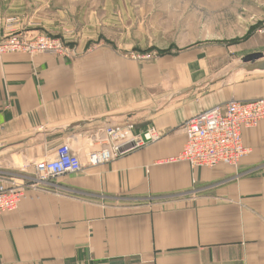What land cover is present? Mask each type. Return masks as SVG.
Here are the masks:
<instances>
[{"label": "crops", "instance_id": "crops-1", "mask_svg": "<svg viewBox=\"0 0 264 264\" xmlns=\"http://www.w3.org/2000/svg\"><path fill=\"white\" fill-rule=\"evenodd\" d=\"M10 1L0 0V18H16L13 31L59 33L78 55L0 53V173H32L63 143L91 149L108 127L132 123L159 138L27 189L0 214V264H264V119L242 129L250 152L238 165L175 159L189 117L264 98V69L241 60L264 55V26L244 41L163 51L128 41L105 11L68 33ZM75 10L60 17L72 23Z\"/></svg>", "mask_w": 264, "mask_h": 264}, {"label": "built area", "instance_id": "built-area-1", "mask_svg": "<svg viewBox=\"0 0 264 264\" xmlns=\"http://www.w3.org/2000/svg\"><path fill=\"white\" fill-rule=\"evenodd\" d=\"M13 19L0 18V53H43L54 57L73 58L78 51L60 37L38 34L34 37L15 32ZM264 30V28L262 29ZM155 52H135V60H147ZM264 119V98L228 100L189 117L184 123L185 142L175 157L191 167H214L220 163L238 165L250 149L242 142L243 128L253 127ZM159 138L154 129L142 134L133 131V124L123 127H108L94 141L91 149L69 144L58 145L52 156L32 163V173L9 175L0 183V214L15 210L27 189L41 188L63 174L76 173L86 166H95L120 157L147 142Z\"/></svg>", "mask_w": 264, "mask_h": 264}, {"label": "rangeland", "instance_id": "rangeland-1", "mask_svg": "<svg viewBox=\"0 0 264 264\" xmlns=\"http://www.w3.org/2000/svg\"><path fill=\"white\" fill-rule=\"evenodd\" d=\"M20 6L35 12L41 23L54 26L68 23L72 29L68 33L92 20L103 22L105 11L113 24L120 23L128 32V41L144 48L150 44L163 51L180 50L200 41H244L264 26V0H22ZM71 8H76L79 16L72 23L61 18L59 12L65 10V16L70 17ZM7 18L16 24V18L4 19ZM53 33L43 28L31 37L47 34L69 44L59 33ZM0 174L2 178L15 175Z\"/></svg>", "mask_w": 264, "mask_h": 264}, {"label": "water", "instance_id": "water-1", "mask_svg": "<svg viewBox=\"0 0 264 264\" xmlns=\"http://www.w3.org/2000/svg\"><path fill=\"white\" fill-rule=\"evenodd\" d=\"M263 53L261 52H255L250 53L241 58V60L244 63L249 62L250 65L246 67L247 70H253V69H264V58Z\"/></svg>", "mask_w": 264, "mask_h": 264}]
</instances>
